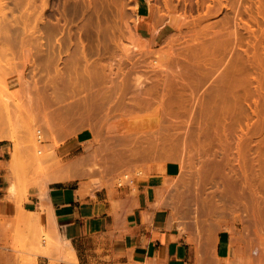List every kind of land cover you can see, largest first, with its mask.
<instances>
[{
	"label": "rangeland",
	"instance_id": "1",
	"mask_svg": "<svg viewBox=\"0 0 264 264\" xmlns=\"http://www.w3.org/2000/svg\"><path fill=\"white\" fill-rule=\"evenodd\" d=\"M43 1L33 0L30 3L29 0H0V95H3L5 98L8 97V99L10 98L11 107L14 105V109L12 108L13 113L11 112V127L13 133L17 136V142L23 144V149L25 150V156L22 158L23 168L20 173L21 175L19 174V178L13 177L12 179L18 185L19 195L17 199L22 200L28 187L31 185L42 186L50 183L52 179L49 176H51L50 173L52 174L53 170L50 171L49 169H52L53 166L58 163L69 165L72 162L71 143L83 131H90L93 134L96 148H99L98 150L100 151L96 152L97 157H95L96 154L91 153L94 156L89 155L86 159L84 158L83 162L85 164L83 166L85 168L82 166L83 169L81 171L84 172V169L87 170V167H93L94 164L100 165L101 169L104 167L106 169H114L116 172L114 176L116 186L120 181L124 182L123 176H129L128 180L132 179L133 174L131 169L135 166H137L138 173L139 171L144 172V169L148 166L161 169L169 161H179L183 169L184 181L182 182L181 189L175 192V194L176 197L184 201V206H187L191 214L197 213L199 174L197 175L196 171L199 169L198 167H200L198 172H202L200 174L203 176L204 170L201 168H204L205 161L209 162V157L212 161L215 160L212 163H218L222 160L221 163L223 164L227 163L226 158H228V161L231 160V166L234 167L231 171L229 162V166L226 164L227 166L224 165V167L221 164L225 169L222 173L226 172L227 177L230 176L228 179L234 178V182L237 180L238 182H236L244 187L243 191L242 186L239 188L238 184L233 188L232 197L236 195L232 198L233 213L237 219L235 222L238 227H243L246 230L251 239V260L264 264V209L263 211L261 209L260 213H257L256 203L253 201V194L258 193L257 199L260 200L261 207L264 206V200L261 201V198L264 199V179H262L264 178V166L262 165V168L259 169L258 165L253 166L252 164L254 154L258 148L255 141L258 140L257 138H264V93H257L256 91L260 82L264 84V0H168V9L166 8L167 0H48V7L44 10V14L41 12ZM213 5L218 7V12L215 10L217 8ZM169 14L173 15L174 20H169ZM199 15L209 16V20L205 21L203 23L205 25L203 26L209 25L210 30L196 41H193L190 31L191 23L194 20L196 21ZM180 16H186L187 20ZM10 28L13 29L11 30ZM80 28L82 29L78 32ZM14 30L16 34L13 32ZM155 30H158V32ZM234 30L238 38L236 45L232 36V31ZM47 35H49V38ZM78 37L81 39L79 40ZM139 37L147 42V44L149 43V47L147 46L148 48L146 49L142 47L141 50L137 51L136 49L132 51V42L136 47L138 42L141 46L144 45ZM216 39H220L221 42L223 40L226 41L225 49L211 54L210 60L212 61V65L204 76L199 75L198 72L197 76H194V93L192 95L189 92L184 93L186 101L181 105H169L168 108L172 107L170 111L174 109L176 111L173 110V112L177 114L174 115L173 112L172 114L169 112L170 119L167 117L169 110L165 106V111L160 114L163 115L160 116L163 118L156 116L155 112L157 111L155 108L161 102V97H158V95L161 96V92L153 94L150 99L146 100H149V108L146 106L147 109L144 107V109L137 111H135L137 108L120 111L119 108L113 105V103L116 104L114 98V102H110L112 105L109 103L107 105L109 108L110 105L112 108L114 106L115 110L109 109L111 113L108 112V108H105L108 113H104V107L103 113L101 110L99 112L98 109L100 108L98 107V109L95 108L97 112L93 111V114L90 115L87 113L85 105L84 107L80 105L82 108L75 106L79 101L82 103L83 99L84 104L85 100L89 99V97H86L89 94H91L90 97L93 99L94 92L97 89L100 90L102 87V83L99 86L97 84L96 86L90 85V78H86V66L95 63V61L97 64L101 63L100 65H103L104 62L105 65L115 63L113 65L114 73H118L117 67H124L125 75L127 74L129 78L130 91H128V98L132 96L133 92L137 93V88H135L136 79H134L137 75H148L150 76L149 80H152L159 76L161 79L166 74L165 70H159L154 66V62L158 57L157 55L163 54L164 56L169 54L172 59L169 56H164L165 60L171 59L172 69L175 70V61L179 62L182 66V57L184 55L193 61H197L198 58L190 57L191 53L184 54L188 49L194 46L199 47L203 43H207V41L212 42ZM69 40L72 41L68 42ZM81 41L86 46L84 53L88 58L80 60L79 64L76 65V67L78 66L76 71L75 69H66L64 75L66 77L65 80L71 76L72 78L75 76L74 78L80 79V83L86 82L82 83L83 86L85 85V88H82L83 86L80 84H78V86L80 85V89L77 88L78 86L76 88H71L70 85L63 86L64 83L61 81L63 83L61 84L60 80L62 77L58 71L65 69L66 62L71 61V57L82 55ZM123 55L125 57H122ZM247 55L249 59H247ZM118 61L120 62V66ZM121 61L124 65H122ZM39 63H42L40 67ZM235 63L236 65H234ZM80 65L81 67L79 68ZM233 66H235V73H230ZM146 71L148 73H145ZM80 72H85L83 73L85 76L82 77V73L80 76ZM170 72L169 70L168 73L170 74ZM70 74L71 76H69ZM57 75L60 79L57 78ZM52 76H54L53 80H56V78L57 81L59 80V83H56L57 86L59 85L58 90L60 86L61 91L66 89L60 92L58 96L55 91H52L54 90L53 87L51 86L52 89L49 87V83L54 82L52 81ZM223 76H228L229 83L236 86L234 99L229 102L220 99H216L210 103L205 101L201 106V99L220 85V80ZM243 78L246 80L243 81ZM14 79H17L19 82V85L16 87L18 91L7 84L9 80ZM4 81H6L9 91L4 89ZM87 82H89V85ZM107 85L110 86L111 84L107 82ZM146 85L149 86L151 84L147 83ZM93 86L95 87L93 88ZM104 87L103 85L102 88ZM19 89H23L25 93L20 92ZM11 91H14V93ZM66 91L67 93H64ZM77 91L78 93H76ZM84 91L86 92L84 93ZM18 92H20V95L17 94ZM51 92H54V94ZM61 93L62 100H60ZM63 94H66V97ZM44 96L45 98L43 99L45 100L41 98ZM53 96L56 97L53 98ZM91 98L87 101L89 102ZM20 100H22V103ZM41 100L44 101L45 106L43 102L41 104ZM77 104L79 106L80 103ZM164 105L167 106L168 104ZM41 106L45 107L44 109L48 111L53 119L49 121V119L45 120L43 118V108ZM72 106L78 108L82 114H78L77 109L73 111L70 109L72 113L69 111L71 114L68 112V115L70 116H67L68 119H63L65 121L62 122V119L58 118V111L60 113L62 107L69 110ZM178 106H181V108H178ZM21 110L22 112H20ZM123 112H126L125 115H122ZM73 116L78 117L73 119ZM86 117H91V119L87 120ZM154 117L157 119H154ZM158 119H162V122ZM171 120H175L173 121L174 123ZM156 121L158 122L156 123ZM160 122L164 126L160 125ZM206 122L209 123V128H207ZM158 124L159 126H157ZM221 133L228 135L234 145L230 149L226 148L228 149V156L225 154L227 150L226 152L223 150L224 153L222 148L220 150L219 144H216L219 141L215 138L219 137ZM246 134H249V136L254 135L252 140L255 143L250 142L252 144L249 147L251 150L248 148L249 152L247 149L241 151L246 152L245 154H248L246 159L249 158L252 161L249 162L251 163L250 165L246 163L249 166H245L242 172L243 163L242 160H239L238 155H236V152L237 154L239 153L237 149L235 150L236 145L234 143L237 141V136ZM207 137H210L212 140ZM213 137H215L216 142L213 140ZM39 138L41 141H37ZM233 139L236 141H233ZM204 140L209 141L205 143L207 146L211 144L212 146H208L211 148L205 145ZM11 144L14 148V144L12 142ZM28 145L30 149L32 148L31 150L27 147ZM36 145L39 147H36ZM26 148H28L27 151ZM260 149L264 153V146L260 147ZM229 151L231 152L230 157ZM223 154L226 155V157L224 156L226 160L223 158ZM48 155H50L49 160ZM206 156L208 157L207 160H205ZM42 157L47 158L44 161ZM40 158L43 161H38ZM232 158L236 160L233 161ZM93 159H95L94 163H92L93 161L91 162ZM96 159L100 160L96 161ZM238 160L242 163H240L242 166H239L240 164L237 166ZM249 160L247 159V162ZM55 162L56 164H54ZM90 163L92 165H89ZM246 167L248 172L245 169ZM49 171L50 173H48ZM213 172L214 174L216 173L213 170L207 172V175L211 173L212 176ZM255 173H257L258 178L256 175L255 179H253ZM216 174L213 175V178H215L212 179V195H214L215 189H218L224 183L223 180L226 179L225 174H222L224 178L218 175L219 173ZM244 174L246 177L252 176L251 179L255 180L254 183L250 179L248 183H245L244 179L246 180V177L243 178ZM211 176L210 178H212ZM220 176L223 180L220 179ZM239 179L244 182H241ZM246 185L250 189L245 188ZM240 190L242 192L245 191L247 195L244 192V196ZM247 206L250 209L252 208V210L247 209ZM233 231L238 232L236 227L233 228ZM18 235L19 239L17 240V245L14 247L17 257L20 259L21 264H33L37 255L42 253L41 248H29L27 246L29 236H24L22 232H19ZM43 235L37 237L39 245L43 242ZM45 240L46 245H50L51 240L47 236H45Z\"/></svg>",
	"mask_w": 264,
	"mask_h": 264
},
{
	"label": "crops",
	"instance_id": "2",
	"mask_svg": "<svg viewBox=\"0 0 264 264\" xmlns=\"http://www.w3.org/2000/svg\"><path fill=\"white\" fill-rule=\"evenodd\" d=\"M7 84L16 89L19 82ZM13 149L11 141H0V264H21L14 250L19 232L29 236V248H41L33 264H259L251 260L248 233L235 222L233 189H228L229 195L223 192L229 188L226 179L212 195V181L204 183L199 177L201 196L197 213L191 214L175 194L184 181L179 161L161 169L148 166L143 177L137 176L135 166L132 179L123 176V184L116 186L114 169L90 173L75 168L100 151L93 134L83 131L71 143L69 166L52 171L54 181L29 186L18 200L17 184L15 196L9 194ZM211 166L208 172L216 168ZM64 172L70 178L55 179ZM45 236L51 240L48 246Z\"/></svg>",
	"mask_w": 264,
	"mask_h": 264
},
{
	"label": "bare ground",
	"instance_id": "3",
	"mask_svg": "<svg viewBox=\"0 0 264 264\" xmlns=\"http://www.w3.org/2000/svg\"><path fill=\"white\" fill-rule=\"evenodd\" d=\"M30 1V3L33 1V0H29ZM20 2H22V1H20ZM14 3V2H13ZM18 3V2H17ZM16 3V4H17ZM28 4V3H27ZM34 4V3H33ZM30 5V4H29ZM18 6H20V5H18ZM166 8L168 9L169 8V4H168V0H167V2H166ZM214 6V5H213ZM43 7V8H42ZM42 10H41V12L43 13L44 12V10H46L47 9V7H48V0H44L43 1V4H42ZM214 7H216V6H214ZM217 9H215V10H217V12H218V7H216ZM212 9H214V8H212ZM152 12V11H151ZM207 13V12H206ZM210 13V12H209ZM216 13V12H215ZM44 14V13H43ZM151 15V14H150ZM185 15V14H184ZM140 16V15H139ZM169 17V20L170 21H172V20H174V18H173V15L172 14H169L168 15ZM191 16V15H190ZM41 17H43L42 15H41ZM181 17V16H180ZM183 17V19H185V20H187V17L186 16H182ZM181 17V18H182ZM42 19V18H41ZM44 19V18H43ZM194 20V19H193ZM209 20V16H206V15H199L197 18H196V21L194 20V22H192L191 24V28H190V31H191V35H192V39H193V41H196L199 37H201V36H203L204 34H206L209 30H210V27H209V25H207V26H203V25H205V24H203L205 21H208ZM42 21V20H41ZM9 23V22H8ZM44 23V22H43ZM7 24V23H6ZM46 24V23H45ZM201 24V25H200ZM82 27V26H81ZM11 29V28H10ZM13 29V28H12ZM11 29V30H12ZM55 29V28H54ZM82 28H80L79 29V31L78 32H80V30H81ZM10 31V30H9ZM156 31V30H155ZM14 33H15V30L13 31ZM39 32V31H38ZM38 32H36V33H38ZM156 32H158V30L156 31ZM155 32V33H156ZM40 33V32H39ZM16 34V33H15ZM33 34H35V33H33ZM43 34V33H42ZM81 34V33H80ZM154 34V33H153ZM38 35V34H37ZM71 35V34H70ZM35 36V35H34ZM49 35H47V37H48ZM78 36H80V35H78ZM232 36H233V39H234V44L236 45V43H237V41H238V38L236 37V33H235V30L234 31H232ZM44 37V36H43ZM47 37H45V38H47ZM222 37V36H221ZM224 37V36H223ZM17 38V37H16ZM49 38V37H48ZM135 38V37H134ZM140 38V37H139ZM71 39V38H70ZM78 39L80 40L81 38H79L78 37ZM221 39V38H220ZM220 39L219 40H214V41H212V42H209V41H207V43L205 42V43H203L202 45H200L199 47H197V46H194V47H191L190 49H188L187 50V52L186 53H184V54H189V53H191V56L190 57H192V58H198L197 59V61H193L192 59H190V58H188L187 56H183L182 57V60H183V65L181 66L180 65V63L179 62H177V61H175L176 62V66H175V70H173L172 69V66H171V62H170V60L172 59L171 58V56L169 55V54H167V55H164V56H169L171 59H169L168 58V60H165V57L163 56V54L162 55H157L158 57H157V60H155V62H154V66L156 67V68H158L159 70H165L164 72H166V74H164L163 75V77L160 79L159 77H157V78H155V79H152V80H149V77L150 76H148V75H146V76H142V75H137L136 76V78L134 77V79H136V82H135V88H137V93L136 92H133L132 93V96H130V97H128L127 98V95H128V91H130L129 90V78H128V76H127V74L125 75V72H124V67L122 66V65H124L123 63H122V61H123V59L121 58V63H122V67H117L116 65H115V67H117L118 69H116V70H119L118 71V73H114L113 72V70H114V64H109L108 63V65H105V62H104V64L103 65H100L99 63L97 64V62L95 61V63H92V64H89L88 66H86V64H88V63H86L85 64V66H86V70H85V72H83V73H85L87 76H86V78H90V85H95L96 86V84H97V86H99L100 85V83H102V87H103V85L106 87H104V88H102L101 87V89L100 90H103V91H100V90H96L95 91V89H93L95 86H93V90L95 91H93L94 92V94H93V99L90 97V95L91 94H89L88 96H86V97H89V99L91 98V102L89 101H87V100H89L88 98H87V100H85V103L83 104V101H84V99L83 98H86V97H83L82 99V103L79 101V102H77V103H80L79 104V106H77L78 104L76 103V107H81V106H83L84 107V105H85V108L87 109V113H89L90 115L91 114H93V111H95L96 109L95 108H97L98 109V107L100 108V109H98V111L99 112H101L102 110H103V107H104V113L106 112V110L107 109H105V108H108V110L110 109V110H112V109H114V106H113V108L111 107V103L110 102H116V104L115 103H113V105H115V107H117V108H119L120 109V111L122 110V111H127V109H135V108H137L135 111H137V110H139V109H144V107L147 109V107L146 106H148V108L150 107L149 106V100L148 101H146L147 99H150L151 98V96H153V94H155V93H159V92H161V96H159L158 95V97H161V102H159L158 103V105L156 106V111L157 112H155L157 115V117H159V118H163V117H160V116H163V115H160L161 114V112L163 113L164 111H165V109H164V106L166 107V108H168L169 107V105L170 106H175V105H181L184 101H186L185 100V98H184V96H185V94L184 93H186V92H189L191 95L194 93V79H195V77L197 76V72L199 73V75H205L206 74V72L211 68V65H212V61L210 60V57H211V54H213L214 52H219V51H223L224 49H225V47H226V41L225 40H223V42L225 41V43H223V42H221L220 41ZM47 40V39H46ZM129 40H132V39H129ZM139 40V39H138ZM140 40H141V42H143L144 43V45L143 46H141L140 44H139V42L137 43V47H136V45L134 44L133 45V42H132V51L133 50H136L137 49V51L138 50H141L142 49V47H143V49H146V48H148L149 47V43L147 44V42H145V41H143L141 38H140ZM139 40V41H140ZM72 41V40H71ZM70 40L68 41V42H71ZM78 41V40H77ZM154 41V40H153ZM62 42V41H61ZM61 42H59V43H61ZM64 42V41H63ZM135 43V42H134ZM167 43V42H166ZM57 44H58V42H57ZM71 45H72V43H70ZM80 47L83 49V51H81L80 49V51H81V53H82V55L81 56H75V57H71V61H69V62H71V63H67L66 62V67H64L65 69H60L58 72L60 73V75H61V80H60V82L61 81H63V83H64V85L63 86H69L70 85V87L71 88H73V87H77L78 86V84H80V85H82V83H86V82H82V83H80V79L78 80V79H76V78H72V76H71V74L69 75V76H71V77H69L67 80H65V75H64V72H66V69H68V68H70V69H75V71H76V68H78V66L76 67V65L77 64H79V62H80V60L82 59V58H84V59H87L88 57H86V55H85V49L84 48H86V46L84 45V43L81 41L80 42ZM86 44V43H85ZM63 45V44H62ZM60 46H61V44H60ZM60 46H59V48H60ZM76 46H78V44H76ZM148 46V47H147ZM173 46V45H172ZM77 48V47H76ZM75 48V49H76ZM169 48V47H168ZM56 49V48H55ZM78 49V48H77ZM105 49H106V47H105ZM167 49V48H166ZM62 51V50H61ZM60 51V52H61ZM79 51V52H80ZM165 51V50H164ZM69 52V51H68ZM80 53V54H81ZM62 54V53H61ZM60 54V55H61ZM70 54V53H69ZM77 54H79V53H77ZM125 55V54H124ZM122 56V57H125V56ZM155 55V54H154ZM239 56V55H238ZM32 59V58H31ZM61 59V58H60ZM130 59V58H129ZM150 59V58H149ZM247 59H249V57H248V55H247ZM89 60V59H88ZM112 60V59H111ZM128 60V59H127ZM85 61H87V60H85ZM130 61V60H129ZM173 61V60H172ZM30 62H32V61H30ZM34 62V61H33ZM93 62V61H92ZM100 62V61H99ZM44 63V62H43ZM103 63V62H102ZM113 63V62H112ZM117 63V62H116ZM120 62L118 61V64H119ZM107 64V63H106ZM131 64V63H130ZM39 65V67H40V65H42V63L40 64H38ZM151 65V64H150ZM150 65H149V67H150ZM234 65H236V63L234 64ZM82 66H83V64H82ZM119 66H120V64H119ZM153 66V65H152ZM81 67V65L79 66V68ZM84 67V66H83ZM46 68V67H45ZM153 68V67H152ZM156 68H155V70H156ZM69 69V70H70ZM142 69V68H141ZM140 69V70H141ZM151 69V68H150ZM154 69V68H153ZM65 70V71H64ZM72 70H70V71H72ZM169 70L171 71L170 72V74L168 73L169 72ZM73 72V71H72ZM19 73V72H18ZM75 73H78V72H75ZM81 73L82 72H80L79 74H80V76H81ZM83 73H82V75H83ZM145 73H148L147 71L145 72ZM230 73H235V66H233V68H232V70H231V72ZM10 74V73H9ZM78 74V75H79ZM85 74L82 76V77H84L85 76ZM59 75V76H60ZM67 76V75H66ZM127 76V77H126ZM195 76V77H194ZM53 77L54 76H52V81H54L53 83H49V85L47 84V86H49V87H53V89L54 90H52V91H55L57 94V96L60 94V92H63V91H65V90H63V91H61L62 89L59 87V90H58V86L56 85V83L58 84L59 83V80L57 81V78L58 79H60L59 77H58V75H57V78H56V80H53ZM81 77V79H83ZM63 78H64V80H63ZM154 78V77H153ZM23 79V78H22ZM21 79V81H22V83H23V80ZM47 79V78H46ZM74 79V80H73ZM84 80V79H83ZM83 80H81V81H83ZM88 80H86V81H88ZM132 80H133V78H132ZM243 81L244 80H246L245 78H243L242 79ZM45 81V80H44ZM48 81V80H47ZM50 81V80H49ZM67 81V82H66ZM221 82H220V85L216 88V89H214V90H212L211 92H209L208 94H207V96H205L204 98H202L201 99V106L204 104V102L205 101H207V102H212V101H214V100H216V99H220V100H222V101H225V102H229V101H231V100H233L234 99V96H235V92H236V86H235V84H230L229 83V78H228V76H223L222 77V79L220 80ZM241 81V80H240ZM34 82V81H33ZM35 82H36V80H35ZM51 82V81H50ZM67 84H66V83ZM79 82V83H78ZM93 82V83H92ZM107 82L109 83V84H111L110 86H108L107 85ZM4 83H5V85H4V89L5 90H7V91H9V88H8V86L6 85V81H4ZM30 83V82H29ZM62 82H61V84H63ZM89 82H87V84H88ZM147 83H149V84H151V85H149V86H147L146 84ZM33 85H34V83H33ZM79 85V86H80ZM89 85V84H88ZM24 86V85H23ZM35 86H37L36 84H35ZM34 86V87H35ZM77 87L78 89H80V87ZM83 86V85H82ZM81 86V87H82ZM178 86V87H177ZM21 87H22V85H21ZM25 87V86H24ZM52 87H51V89H52ZM70 87H67V88H70ZM86 87H88V86H86ZM90 87V86H89ZM37 88V87H36ZM82 88H85V85L82 87ZM38 89H39V86H38ZM46 89V88H45ZM48 89V88H47ZM89 89V88H88ZM131 89V88H130ZM17 91H18V89H16ZM23 90V89H22ZM21 89H19V91L20 92H24V90L22 91ZM29 90V89H28ZM33 90H35V89H33ZM48 90H50V89H48ZM47 90V91H48ZM76 90V89H75ZM85 90V89H84ZM15 91V90H14ZM14 91H11V92H13L14 93ZM83 91V90H82ZM89 91V90H88ZM257 93H259V92H262V93H264V84L262 83V82H260L259 83V85H258V88H257ZM16 92V91H15ZM20 92H18L17 94H19ZM32 92V91H31ZM36 92H39V91H36ZM50 92V91H49ZM72 92V91H71ZM75 92V91H74ZM81 92V91H80ZM86 91H84V93H85ZM12 93V94H13ZM21 93V94H22ZM25 93V92H24ZM34 93V92H33ZM52 94H54V92H51ZM64 93H67V91L66 92H64ZM76 93H78V91L76 92ZM90 93H91V91H90ZM11 94V95H12ZM27 94V93H26ZM40 94V93H39ZM82 94V93H81ZM88 94V93H87ZM20 95V94H19ZM27 95H29V94H27ZM41 95V94H40ZM42 95H43V93H42ZM64 96L66 95V94H63ZM75 95V94H74ZM114 95V96H113ZM33 96H34V94H33ZM11 97V96H10ZM31 97V96H30ZM49 97H50V95H49ZM56 97V96H55ZM54 96H53V98H55ZM66 97V96H65ZM42 99L43 98H45V96L44 97H41ZM58 98V97H57ZM113 98H114V101H113ZM8 97L7 98H5L3 95H0V141H3V140H7V141H11V142H13V144H14V149H13V152H12V159H11V161H10V163H9V171H10V177H11V181H10V184H9V194L11 195V196H15V194H16V183L12 180L13 179V177L14 178H19V176L21 175L20 173L22 172V168H23V166H22V161H23V155H24V153H25V150L23 149V144H21V143H19V142H17V136L13 133V131H12V125H11V123H12V121H11V112L13 113V106L11 107V101L8 99ZM13 99V98H12ZM40 99V98H39ZM63 99V97H62V93H61V95H60V100H62ZM18 100V99H17ZM43 100H45V99H43ZM43 100H41L40 102H41V104H42V102H43V105H44V101ZM51 100V99H50ZM49 100V101H50ZM159 100V101H160ZM21 101V103H22V100H20ZM36 101H37V99H36ZM39 102V103H40ZM25 103V102H24ZM31 103V102H30ZM47 103V102H46ZM52 103V102H51ZM111 104L110 105V108L107 106V105H109V104ZM168 104L167 106L166 105H164V104ZM34 104V103H33ZM40 104V105H41ZM83 104V105H82ZM24 105V104H23ZM32 105V104H31ZM39 105V106H40ZM46 105V104H45ZM44 105V106H45ZM48 105V104H47ZM81 105V106H80ZM22 106V105H21ZM26 106V105H25ZM38 106V105H37ZM36 106V107H37ZM181 108V106H178V108ZM13 108V109H12ZM19 108H20V106H19ZM27 108H28V105H27ZM41 108H43V115L42 116H44L43 118L46 120V119H49V121H50V119H53V117L48 113V111L46 110V109H44L45 107H42L41 106ZM40 108V110H42ZM78 108H75L74 106H72L71 108H69V110H68V108L66 109L65 107L63 108L62 107V109H61V111H60V113H59V111H58V113L57 114H59V119H62L61 121L63 122V121H65V120H63V119H66L67 118V116H70V115H68L70 112L69 111H73V110H75V109H77L76 111H78V114L80 113L79 112V110H78ZM82 108V107H81ZM171 109H172V107H170ZM170 108H168V110L166 109V111H168L167 112V115H168V113L169 112H171V114H172V112H173V110L172 111H170L171 109ZM21 109V108H20ZM19 109V110H20ZM29 109V108H28ZM71 109V110H70ZM85 109V110H86ZM59 110H60V108H59ZM101 110V111H100ZM108 111V112H110L111 113V111ZM115 110V109H114ZM17 111V110H16ZM47 111V112H46ZM72 111H71V113H72ZM75 111V112H76ZM92 111V113H90ZM103 111H102V113H103ZM113 111V110H112ZM151 111V110H150ZM153 111V110H152ZM174 111H176V110H174ZM179 111V110H178ZM20 112H22V110L20 111ZM69 112V113H68ZM84 112V111H83ZM95 112H97V111H95ZM94 112V113H95ZM108 112H106V113H108ZM140 112V111H139ZM14 113H15V110H14ZM18 113V112H17ZM41 113V112H40ZM56 113V112H55ZM55 113H53V114H55ZM70 113V114H71ZM85 113V112H84ZM125 113L126 112H123L122 113V115L124 114L125 115ZM154 113V114H155ZM174 113V112H173ZM28 114V113H27ZM80 114H82V112L80 113ZM88 114V115H89ZM139 114V113H138ZM146 114V113H145ZM176 114V112L174 113V115ZM76 115V114H75ZM108 115H110V114H108ZM121 115V114H120ZM149 115V114H148ZM153 115V114H152ZM166 115V116H167ZM174 115H171V116H174ZM177 115V114H176ZM54 116V115H53ZM87 116V115H86ZM127 116V115H126ZM169 116L170 115H168L167 117L169 118ZM55 117V116H54ZM71 117H72V115H71ZM76 117H78V116H73V119H76ZM83 117H85L84 115H83ZM92 117V116H91ZM91 117L89 118H87V120H89V119H91ZM175 117V116H174ZM129 118V117H128ZM54 119H56V118H54ZM68 119V118H67ZM71 119V118H70ZM78 119V118H77ZM82 119V118H81ZM141 119V118H140ZM154 119H157L156 117H154ZM170 119V118H169ZM150 120V119H149ZM158 120H160V119H158ZM162 120V119H161ZM160 120V121H161ZM48 121V120H47ZM47 121H45V122H47ZM140 121V120H139ZM164 121V120H163ZM166 121H167V118H166ZM172 121V123H174L173 121H175V120H171ZM158 121H156V123H157ZM162 122V121H161ZM159 123L160 125L162 124V123ZM170 122V121H169ZM178 122V121H177ZM172 123H171V125H172ZM75 124V123H74ZM142 124V123H141ZM159 124L157 125V126H159ZM169 124V123H168ZM208 122H206V126H207V128H209L208 127ZM48 125H50V124H48ZM103 125V124H102ZM163 125V124H162ZM174 125V124H173ZM98 126V125H97ZM164 126V125H163ZM160 127H162V126H160ZM160 127H159V130H160ZM169 127V126H168ZM171 127V126H170ZM107 130H109L108 128H107ZM158 132V131H157ZM208 132V131H207ZM151 133H153V132H151ZM154 134V133H153ZM156 135V134H155ZM154 136V135H153ZM218 137V136H217ZM215 138V137H213V140L216 142V140L215 139H218L217 141H219L218 143L216 142V144H219V148H220V150H221V148H222V151L223 150H225V152H226V150H227V152L225 153L224 151V153L225 154H227V156H228V149H226V148H229L230 149V147L231 146H234L232 143L233 142H231V140L229 139V137H228V135H226L225 133H221V135H219V137L218 138ZM254 137V135H252V136H249V134L247 135H239V136H237V141L236 140H234L233 139V141H236V143H234L236 146H235V150L237 149V151H238V153L239 154H237V152H236V155H238V157L240 158L239 160H242V163H243V169H242V172L244 171V167L245 166H247V164L246 163H248L249 165L251 164V163H249V162H252V161H250L249 160V158H247L249 161L247 162V159H246V156L248 155H246L245 153L246 152H241L242 150H244V149H247V151L249 152L251 149L249 148L250 147V144H252V143H250V142H254L253 140H252V138ZM158 138V137H157ZM208 139L210 138V137H207ZM215 138V139H214ZM231 138H232V136H231ZM255 139V138H254ZM258 140L257 141H255L256 142V145H257V151L255 152V154H254V157H253V166H255V165H258V167H259V169H261L262 168V165L264 166V153L261 151V149H260V147H263L264 146V138L262 139V138H257ZM39 139H37V141H38ZM210 140H212L211 138H210ZM230 140V141H229ZM208 143L207 142V140L205 141L204 140V143ZM254 142V143H255ZM205 143V145L207 146V144ZM213 143V142H212ZM22 146H21V145ZM232 144V145H231ZM30 145V144H29ZM27 146V147H29V150H31L30 149V146ZM39 145V144H38ZM38 145H36V147H39ZM208 146H212L211 144L209 145L208 144ZM207 146V147H208ZM218 146V145H217ZM35 147V148H36ZM252 147V146H251ZM208 148H211V147H208ZM207 148V149H208ZM233 148V147H232ZM250 150H249V149ZM27 149L28 148H26V151H27ZM218 149V148H217ZM34 150V149H33ZM210 150V149H209ZM219 150V149H218ZM206 151V150H205ZM232 153H233V151L232 150H230ZM229 151V157H230V152ZM34 152V151H33ZM191 152V151H190ZM247 152V153H248ZM207 153V152H206ZM209 153H210V151H209ZM190 154V153H189ZM212 154V153H211ZM234 154V153H233ZM232 154V155H233ZM34 155H36V153H34ZM52 155V154H51ZM90 155H93V154H90ZM94 155H95V153H94ZM93 155V156H94ZM221 155V154H220ZM251 155V154H250ZM49 156L50 155H48V160H49ZM55 156V155H54ZM189 156V155H188ZM218 156V155H217ZM224 156L226 157V155H224L223 154V158H224ZM53 157V156H52ZM96 157V156H95ZM207 157V156H206ZM205 157V160H207L208 159V157L206 158ZM219 157V156H218ZM233 157V156H232ZM235 157H237V156H235ZM248 157V156H247ZM43 158V160L44 159H46L47 157H42ZM42 158H40V160H38V161H41L42 160ZM84 158V157H83ZM82 158V159H83ZM234 158V157H233ZM232 158V159H233ZM53 159H54V157H53ZM86 159V158H85ZM212 159H214V158H212ZM225 159V158H224ZM227 159V163H225V164H223V163H221L222 162V160L220 161V162H218L217 160V162L218 163H212L213 161H215V160H211V158L209 157V162H207V161H205V164H204V168H201V169H203V170H205V172H204V174H206L207 172H208V170L210 169V165H212V164H214L215 165V167L219 170H217L216 171V173H219L218 175H221L222 176V172L223 171H225V169H224V165H228V162L230 163V166L232 165L231 164V160H229L228 161V158H226ZM225 159V160H226ZM231 159V158H230ZM42 160V161H43ZM90 160V159H89ZM234 160H236V159H233V161ZM238 160V161H239ZM45 161V160H44ZM92 161V160H91ZM211 161V162H210ZM58 162V161H57ZM45 163V162H44ZM75 163H77V162H75ZM84 163V162H83ZM83 163H77L76 164V167L75 168H77V169H79L80 167V169L82 170L83 168H82V166L81 165H83ZM94 163V162H93ZM108 163V162H107ZM241 162L239 161V163L237 162V166L240 164ZM241 163V164H242ZM46 164V163H45ZM52 164V163H51ZM54 164H56V162L54 163ZM85 164V163H84ZM221 164L224 166V167H221V169H220V166H221ZM235 164V163H234ZM239 165V166H242V165ZM72 165V164H71ZM213 165V166H214ZM217 165V166H216ZM226 165V166H227ZM248 165V166H249ZM69 165H67V166H61L59 163L58 164H56L55 166H53L52 167V169H49L50 171L51 170H53V172L57 169V170H59V169H63V168H65V167H68ZM100 165H98V164H94V166L93 167H87V171L88 172H93L94 170H96V169H100V170H103V169H101L100 167H99ZM110 166V165H109ZM213 166H211V167H213ZM229 166V165H228ZM247 166V167H248ZM252 166V167H253ZM84 168H85V166H83ZM234 167V166H233ZM232 166H231V168H230V170L233 168ZM247 167L245 168L246 169V171L248 172V169H247ZM251 167V166H250ZM51 168V167H50ZM199 169H200V167H198ZM216 168H212L213 170L214 169H216ZM222 168L224 169V170H222ZM228 168V167H227ZM240 168V167H239ZM70 169H71V166H70ZM199 169L196 171V173H197V175H198V178L199 177H202V178H204V181H203V179L201 178V181H203L204 183H206L205 182V179H206V181H212V179H214L213 178V175H217L216 173L214 174V172H213V174H212V176H211V173L210 174H208V176H205V177H203V176H201V174L200 173H202V172H198L199 171ZM206 169H207V172H206ZM56 170V171H57ZM239 170H241V169H239ZM50 171L48 172V173H50ZM61 171V170H60ZM232 171V170H231ZM245 171V172H246ZM241 172V171H240ZM241 172V173H242ZM257 172H260V171H257ZM261 172H262V170H261ZM56 173V172H55ZM55 173H53V175L55 174ZM195 173V174H196ZM226 173V172H225ZM224 173V174H225ZM235 173V172H234ZM250 173H251V171H250ZM249 173V174H250ZM263 173V172H262ZM20 174V175H19ZM223 174V175H224ZM238 174V173H237ZM246 174V173H245ZM244 174V175H245ZM260 174V173H259ZM264 174V173H263ZM263 174H260V175H263ZM50 175H52L51 173H50ZM74 175H76L75 173H74ZM207 175V174H206ZM229 175V174H228ZM239 175V174H238ZM254 175V174H253ZM256 175H257V173H255V175H254V177H253V179H255V177H256ZM78 176V175H77ZM77 176H75V177H77ZM137 176H144V172H141V171H139L138 173H137ZM148 176V175H147ZM210 176L212 177V178H210ZM221 176H220V179H222L221 178ZM225 178H226V180H227V182L225 181V179L223 180V181H225L226 182V184L228 183V185H227V187L229 186V188H227V190H226V188H225V190H223V192L224 191H227L226 192V194L225 195H229V190H231V189H233V188H235L236 186H237V184H238V186H239V188L242 186L241 184H239V183H237L236 181L234 182V180L231 178V179H228L229 177H227V174H225ZM240 176H242V175H240ZM240 176H239V178H240ZM46 177V176H45ZM49 177H51V176H49ZM49 177H48V179H49ZM196 177V176H195ZM207 177H209L208 179H207ZM219 177V176H218ZM223 178H224V176H222ZM244 177H246V175L245 176H243V178ZM248 177V176H247ZM247 177H246V180L244 179V181H245V183H248L249 181V179L251 180V182L253 181L251 178H252V176L251 177H248V179H247ZM66 178H70V175H69V173L67 172H64V173H59L58 174V176L57 177H55V179H58V180H62V179H65L66 180ZM257 178H258V175H257ZM260 178H261V176H260ZM259 178V179H260ZM43 179V178H42ZM46 179V178H45ZM44 179V180H45ZM52 180H53V177L51 178ZM51 179H49V180H51ZM100 179V178H99ZM238 179V178H237ZM242 179V178H241ZM258 179V180H259ZM262 179H264V178H262ZM43 180V181H44ZM101 180L102 179H100V180H96V182H95V185H97V186H99L100 184H101ZM240 180V179H239ZM25 181H27V180H25ZM46 181V180H45ZM54 181V180H53ZM104 181V180H103ZM197 181V180H196ZM196 181H194V182H196ZM214 181V180H213ZM241 182H244V181H242V180H240ZM239 181V182H240ZM255 181V180H254ZM254 181L252 182V183H254ZM264 181V180H263ZM30 182V181H29ZM50 182V181H49ZM105 182V181H104ZM107 182V181H106ZM224 182V183H225ZM257 182V181H256ZM46 183V182H45ZM197 183V182H196ZM202 183V182H201ZM203 183V184H204ZM245 183H244V185H245ZM261 183V182H260ZM264 183V182H263ZM121 184H123L121 181H120V183H119V185H121ZM198 184H200V181L198 182ZM197 185V184H196ZM202 185V184H201ZM206 185V184H205ZM224 185V184H223ZM250 185V184H249ZM257 185V184H256ZM226 187V186H225ZM247 187V185L245 186V188ZM249 187V186H248ZM247 187V188H248ZM190 188V187H189ZM231 188V189H230ZM244 187L242 186V191L244 190L243 189ZM205 189H207V188H205ZM229 189V190H228ZM248 189H250V188H248ZM195 191V190H194ZM241 190H240V192H242ZM254 191V190H253ZM253 191H251V192H253ZM245 192V191H244ZM244 192H242L243 193V195H244ZM255 192H256V190H255ZM191 194V193H190ZM199 194V193H198ZM231 194H233V193H231ZM245 194H246V192H245ZM197 195V194H196ZM217 195H219V194H217ZM247 195V194H246ZM254 196H253V198H254V200L253 201H255V203H256V208H257V213H260V211H261V209H262V211H263V209H264V206L263 207H261V202H260V200H258L257 198H258V193L257 194H253ZM194 196V195H193ZM199 196H201V195H199ZM216 196V195H215ZM214 196V197H215ZM224 196V195H223ZM232 196V195H231ZM234 196H236V195H233V197ZM238 196V195H237ZM245 196V195H244ZM197 197V196H196ZM212 197V196H211ZM219 197V196H218ZM228 197V196H227ZM242 197V196H241ZM236 198V197H235ZM238 198V197H237ZM245 198V197H244ZM243 198V199H244ZM252 198V199H253ZM260 198H261V196H260ZM195 199V198H194ZM201 199V198H200ZM204 199V198H203ZM210 199V198H209ZM242 199V198H241ZM242 199V200H243ZM248 199H249V197H248ZM262 200L261 201H263L264 199L263 198H261ZM197 200V199H196ZM206 200V199H205ZM245 200V199H244ZM202 201V200H201ZM209 202V201H208ZM238 202V201H237ZM203 203V202H202ZM207 203V202H206ZM242 203V202H241ZM245 203V202H244ZM243 203V204H244ZM263 203H264V201H263ZM240 204V203H239ZM204 205V204H203ZM198 206V205H197ZM243 206V205H242ZM251 206V205H250ZM241 207V206H240ZM249 208V206H247V209ZM250 209V208H249ZM197 210V209H196ZM204 210V209H203ZM250 210H252V208L250 209ZM249 210V211H250ZM264 212V211H263ZM217 213V212H216Z\"/></svg>",
	"mask_w": 264,
	"mask_h": 264
},
{
	"label": "built area",
	"instance_id": "4",
	"mask_svg": "<svg viewBox=\"0 0 264 264\" xmlns=\"http://www.w3.org/2000/svg\"><path fill=\"white\" fill-rule=\"evenodd\" d=\"M39 141H41V139L39 138ZM42 143V142H41Z\"/></svg>",
	"mask_w": 264,
	"mask_h": 264
}]
</instances>
